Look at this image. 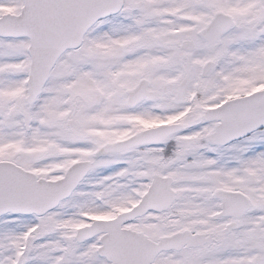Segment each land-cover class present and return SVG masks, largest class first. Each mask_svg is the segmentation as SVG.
<instances>
[{
  "label": "snow or ice",
  "instance_id": "6c2138e0",
  "mask_svg": "<svg viewBox=\"0 0 264 264\" xmlns=\"http://www.w3.org/2000/svg\"><path fill=\"white\" fill-rule=\"evenodd\" d=\"M0 264H264V0H0Z\"/></svg>",
  "mask_w": 264,
  "mask_h": 264
}]
</instances>
